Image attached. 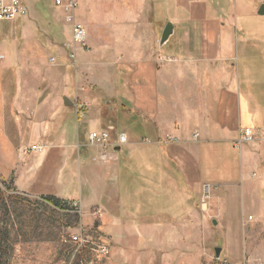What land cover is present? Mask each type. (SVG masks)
<instances>
[{
    "label": "crops",
    "instance_id": "obj_1",
    "mask_svg": "<svg viewBox=\"0 0 264 264\" xmlns=\"http://www.w3.org/2000/svg\"><path fill=\"white\" fill-rule=\"evenodd\" d=\"M94 4L80 0L98 22V35L91 23L84 26L102 54V68L114 69L108 73L120 85V98L102 102L92 95L84 112L79 94H70L78 75L69 73L77 65L68 56L70 65L47 68L0 62V172L8 186L28 197L68 203L81 214L74 233L82 225L97 227L108 234L113 257H125L127 264L147 262L132 257L135 243L143 251L150 241L182 239L185 215L196 209L177 208L203 185L250 187L262 210L243 225L262 227L264 192L257 189L264 186V2L105 0L99 12ZM61 10L47 22L55 39L70 40L72 28ZM157 15L174 24L165 45L161 37L168 22L158 30ZM24 28L30 30V24ZM44 43L45 54H68L57 41ZM83 116L91 131L113 130L123 119L137 123L139 132L123 127L118 133L128 138L125 164L133 174L135 164L144 180L136 198L117 187L122 159L112 149L117 140L107 147L113 159L102 161L104 150L80 133ZM246 128L255 137L239 144ZM33 146L41 149L30 150ZM232 154L235 170L228 160Z\"/></svg>",
    "mask_w": 264,
    "mask_h": 264
},
{
    "label": "rangeland",
    "instance_id": "obj_2",
    "mask_svg": "<svg viewBox=\"0 0 264 264\" xmlns=\"http://www.w3.org/2000/svg\"><path fill=\"white\" fill-rule=\"evenodd\" d=\"M26 1L29 16L10 23L0 22V62L2 64L10 62V67L15 68L26 64L32 66L43 64L46 68L63 62L70 65L68 60L70 49L67 48V44H72L73 31L70 40L55 39L47 22V18L53 21L56 16H60L61 8L54 7L47 0ZM103 1L105 0H95L96 9L93 11L99 12V6ZM87 12L89 11H83L79 6L78 19L85 26L86 23H91L93 27L90 31L96 36L100 27L96 26L98 22L94 21ZM166 22L167 19L165 21L162 17L156 16L155 25L158 30L163 29ZM25 23L30 24V30L24 28ZM63 24L66 25L64 20ZM59 28L65 29L63 25H59ZM68 35L70 36V32ZM26 39H32L31 42L29 41V46L25 42ZM44 41H57L68 51L66 52L68 54L60 56L43 53ZM88 42L90 47L88 50L76 46L75 59L72 58V62L74 61L77 66L69 70L72 76L78 75V83L72 85L75 90L73 89L70 94H79L77 97L84 112L90 108L86 99L92 95L102 102L105 100L117 102L120 98V85L114 83V78L108 73L113 72L114 69L109 71L108 68H102L103 57L94 46L91 35ZM53 58L55 61H52ZM92 63L94 66L87 68ZM116 120L114 119L115 123ZM83 121H85L84 116L79 124L80 133L85 135L87 142L90 143L89 132L93 131L91 128H85ZM116 126L113 130H109L110 142L117 140L115 144L120 141L121 134L118 133L123 127L126 129L132 127L134 133L139 132L137 123L127 124L124 119ZM126 149L129 150L127 143L121 145L120 151H116L122 158L117 170V187L122 195H128L132 199V197L136 198L135 191L143 188L144 180L135 164H133L136 170L134 174L131 172L130 164H125ZM112 159L111 156L106 161ZM228 160L232 168L236 163L238 164L236 154L230 155ZM181 178L184 187L188 182L183 173ZM249 188L243 190L235 184L231 188L216 189L211 186L210 192H207L203 185L200 190H194L192 199H184L182 206L177 208L196 209V214L185 215L184 231L180 232L182 239L150 241L146 243L147 248L143 251L139 250L140 243H135L132 257H135L136 262L139 261L140 256L145 257L147 259L145 264H264V214L261 220L262 227L246 230L245 224L243 225L247 219L250 221L256 219L255 216L262 210L258 203H253V200H258V195L251 193ZM262 189L264 192V186L257 190L262 191ZM142 195L145 196L143 193ZM0 199L2 214L0 264H127L125 257H119L118 254L113 257L110 247L112 244L107 239L108 234L97 231V227L88 229L82 225L77 233H74L80 226L81 214L71 212L68 203L62 202L60 206H56L47 197H28L14 192L9 186L8 191L1 192ZM216 202L221 204L220 207ZM103 245L108 247L107 253L99 251L100 246ZM217 247L222 248L220 256L216 255Z\"/></svg>",
    "mask_w": 264,
    "mask_h": 264
},
{
    "label": "built area",
    "instance_id": "obj_3",
    "mask_svg": "<svg viewBox=\"0 0 264 264\" xmlns=\"http://www.w3.org/2000/svg\"><path fill=\"white\" fill-rule=\"evenodd\" d=\"M50 1L53 6H58L65 12L66 21L71 25L73 31L72 44H67V48L70 49L69 57L75 59L76 46L83 50H88V30L84 24L78 19V8L80 6V0H47ZM264 2V0H261ZM29 8L26 0H0V22H10L21 20L25 16H29ZM52 61H55L53 58ZM90 143L91 145L100 146L104 152L101 154V160L106 161L111 158L109 151L107 150L110 145L111 135L109 130L93 131L90 132ZM198 137V135H195ZM255 134L252 130L246 128L243 136L238 140L239 144L245 143L246 141H252ZM128 138L126 134L121 133L120 141L118 144H114L112 149L114 151H120L121 145L126 144ZM41 147L33 146L30 150H40ZM207 192H210V185H205ZM8 191V183H6L3 174L0 172V194L1 192ZM1 206V199H0ZM96 214L103 215V212L95 211ZM2 214L0 213V223ZM99 251L101 253H107L108 247L106 245L100 246Z\"/></svg>",
    "mask_w": 264,
    "mask_h": 264
},
{
    "label": "water",
    "instance_id": "obj_4",
    "mask_svg": "<svg viewBox=\"0 0 264 264\" xmlns=\"http://www.w3.org/2000/svg\"><path fill=\"white\" fill-rule=\"evenodd\" d=\"M260 13H262V14L264 13V5H262ZM173 31H174V24H172L171 22H168L165 29H164L162 37H161V40H162L161 44L162 45H165V43L168 41L169 37L173 34ZM214 223H216V221H214ZM221 251H222V248L217 247L215 249L216 255L220 256Z\"/></svg>",
    "mask_w": 264,
    "mask_h": 264
},
{
    "label": "trees",
    "instance_id": "obj_5",
    "mask_svg": "<svg viewBox=\"0 0 264 264\" xmlns=\"http://www.w3.org/2000/svg\"><path fill=\"white\" fill-rule=\"evenodd\" d=\"M47 198H49V200L54 203L56 206H60L62 201L58 198L52 197V196H47ZM65 203V202H64Z\"/></svg>",
    "mask_w": 264,
    "mask_h": 264
}]
</instances>
